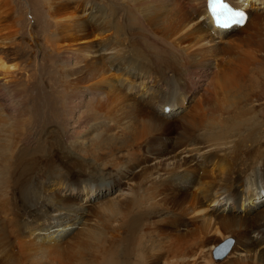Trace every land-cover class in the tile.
I'll return each mask as SVG.
<instances>
[{
  "label": "rangeland",
  "instance_id": "1",
  "mask_svg": "<svg viewBox=\"0 0 264 264\" xmlns=\"http://www.w3.org/2000/svg\"><path fill=\"white\" fill-rule=\"evenodd\" d=\"M28 1L30 0L13 1L14 4L16 3V8L19 9V6H22L20 14L23 15L25 24H27L21 27L23 29L19 34L20 39L18 38L20 47L16 51L15 61L17 62L15 63L17 67L11 66L14 68L9 69L15 74H8L7 79L0 75V102L8 105L5 106L4 110L12 114L15 106H17V101L13 100L10 104L11 100H8V98H13L16 87L21 83L25 84L30 76L37 78L45 88L43 90L53 91L50 94L48 93L47 98L52 99L58 96L62 100L59 99V101L55 100L56 102H54L57 104L55 111H53L55 116L37 127V131L25 141L31 146L29 147L31 152L39 143L42 145L49 144L50 147L52 144H56L58 139L52 137V132H54V137L59 132H61L58 134L59 137L66 132L64 135L66 140L74 141V143L76 140L79 141V137H87L88 142L86 141V143L89 145L86 144V148L88 151L91 150L90 155L86 154L87 156L84 155L85 157H83L80 152H84H78L76 149L74 153L76 156L74 157L76 160L80 158L84 162L94 158L95 160H93L97 161L96 164L99 163V166L104 167L106 165L109 167L107 170L116 176V181L110 184L94 181V183H89L84 188L83 182L77 181L74 176L78 171H74L73 174L75 167L76 170L81 171L84 168H80L79 163L71 166L66 158L64 159L55 154L50 157L48 162H43L44 165L39 163L40 166L17 162L18 164L15 165L16 176L11 180L13 183H11L12 189L8 190L3 197L0 193V223L2 227L0 229L2 240V242L0 241V264H39L37 263L38 259L43 256L40 254V248H36V245L32 246L28 239L36 242L35 236L38 238L45 237L43 245H50V243L56 241L53 236L57 232L61 233L62 229H66L68 226L67 223H63L58 230L56 228L50 229L46 225L39 227L40 224L33 227L35 224L34 216L29 219H25L27 216L25 218L22 216L21 219L18 214L20 209L17 207L20 206L18 205L20 201L19 194L23 192V189L27 191L29 187L42 190L43 194L50 195L56 203H60L63 207L71 205L72 208L78 207L81 206L79 204L82 202V204H86V206L80 207L83 210L84 222L88 221L86 222L87 225L89 222L92 225L96 222V225H100V231L104 229L103 235L100 234L95 237V240H92L93 243L91 242L95 251L98 243L99 246L104 243V235L110 227L117 226L127 219V238L120 242V245L123 244L130 259L138 260V263L141 261V264H158L160 262H166V264H264V257L261 258L259 255L264 250V233L259 230L264 223V73L258 74L257 69L251 67L249 73L244 77L232 78L228 75V65L231 62L227 63L226 57L221 56V58H216L217 60L214 61L218 64L216 67L213 65L214 68H211V75L202 74L199 78L194 75V79H199V82H195V79L194 84H181L180 90L177 91L179 93L178 97L181 99L177 98L178 101L176 102L179 105L183 102L181 107L169 102L163 105L162 108L160 107V98H158V101L156 99L148 101L147 98L141 100L144 96L141 94L143 91L140 92L138 89L136 91H124L123 106H113V110L119 106V111L117 112V109H115L114 114H108L109 112H102L103 109L101 111L99 109V104H107V100L103 98L96 100L91 97L94 94L92 91L98 89L96 86L102 84L100 79L103 74L101 72H95V74L90 69V63L81 58V63L77 64L79 67L76 66V69H73L74 74L71 73L72 77L66 79V75H63L64 72L57 67L58 59L51 45V31L45 26L43 19L46 2L45 0H37L33 4ZM99 2H101L100 4L104 9L110 11L111 0H99ZM248 7H250V4ZM261 16L264 26V8ZM235 27L229 29L233 31L234 37L244 34L240 30L241 28ZM225 34L221 33V35ZM32 38H35L33 39L35 41H32ZM18 72L19 74L16 76ZM167 72L165 73L171 77L172 73ZM256 76L258 77L255 79ZM65 80H69V83ZM53 82L57 84L55 89H51ZM151 84H155V82ZM43 90L39 94L36 90V92L32 91V94L37 95L33 97V100L29 99L32 112H38L39 115H42L46 110V99L45 94L42 93ZM64 96H66V99H68L67 96L70 99H75L74 103H78L77 101L84 96L83 101L77 105L72 115V119H75L74 123L68 117L67 111L63 110ZM253 98H258L259 105H255L253 111H247L243 116L237 115L236 117L239 118L236 123H234V120L233 122L230 120V117L236 118L233 117L232 113L230 115L225 111L226 114L221 116L222 118L215 115V113L219 115L220 108L223 110L234 109L236 104L244 108L245 100L250 99L253 101ZM237 101L242 103H237ZM247 106L251 105L247 104ZM174 107L176 109L179 107L177 109L179 111L175 112ZM161 110L163 113H161ZM202 112L203 114L197 117L205 118L203 120L208 125L216 119H226L222 122L230 125L231 129L225 135V141L222 142L227 146L225 150L214 147L206 152L205 148L202 147L204 146L202 143L203 131L188 130V127L184 125L183 121L186 118ZM149 117L154 120H150ZM104 120L110 123V125L103 124V126H106V130L102 125L98 126L99 129L94 128ZM143 121L147 126L145 134L140 139L132 138L131 131L135 126H140ZM102 133L109 139L106 138L97 143L95 139ZM97 146L100 147L102 155L93 153V156L91 152L92 150L95 151L94 148ZM182 149L186 152L183 158L188 160L187 174L189 175L187 177L181 175L182 169L180 167H174L173 164H169L171 161H168L169 156L172 157L175 154L180 156V150ZM95 156H100L102 159L99 158V161L98 157L95 158ZM152 156L157 158L155 165H151L150 159H152ZM154 162L155 160L152 161V163ZM101 163L102 165H100ZM155 166L158 168L156 169ZM85 169L87 168L85 167ZM155 171H159V174ZM160 174H164V176L162 175L159 178ZM72 177L76 180L72 181ZM80 177L83 176L80 175ZM243 179H245V182L242 185L243 187L240 188L241 191L239 188V190L232 189L234 191L230 189L240 184ZM36 184L41 188L39 189ZM66 185L76 188L74 190L71 189L72 187L68 189V187H65ZM112 185L116 187V192L112 191L111 194H108L107 192H109ZM91 187L92 189H90ZM255 192H258L257 195H254ZM131 195H139L144 198L143 206L147 205L153 210L149 211L148 214L147 212L146 214H139L138 211H134L132 205L126 202ZM106 196L113 198L106 200ZM205 196L213 198L209 200L212 202L207 201V203L209 202L207 206L209 205L212 211L200 215L196 212L201 203H206L207 197ZM104 200L109 201L112 209L101 208V202ZM105 203L102 207L105 206ZM224 207H226V210ZM62 211V213L56 212L53 215L59 216V213H61V215L68 216L67 211L69 210ZM132 218L135 219H133L131 227L130 220ZM78 220H81V218H79V214H76L74 222L77 223ZM135 220L137 223L134 225ZM71 227L73 228L71 225L68 231L72 229ZM21 242H26V244L21 246L19 244ZM94 244L96 245L94 246ZM220 244H229L230 252L227 256L216 258L213 251ZM61 247L57 245L47 248L46 252H49V254L46 260H48V263L53 257L58 263L65 261L63 259L66 252ZM57 249H60L58 253L56 252ZM94 250H89L90 253H84V256H86L78 260L75 259L73 264H95ZM143 254L150 257L148 263L143 262ZM260 258L263 261L259 262Z\"/></svg>",
  "mask_w": 264,
  "mask_h": 264
},
{
  "label": "bare ground",
  "instance_id": "2",
  "mask_svg": "<svg viewBox=\"0 0 264 264\" xmlns=\"http://www.w3.org/2000/svg\"><path fill=\"white\" fill-rule=\"evenodd\" d=\"M13 1L14 0H0V75L5 77V79L8 78V74H15V72L9 69L14 68L11 66L17 67L15 63L17 61L15 60L16 51L18 50L17 48L20 47L19 34L23 29L21 27L27 24H25V18L23 15L20 14L22 6H19V9L16 8V3L14 4ZM36 1L37 0H30L28 2H32L34 4ZM111 1L110 11H107V9H104L102 4H100L101 2H99V0H45L46 5L44 6L46 9L44 10L43 16L45 26H47L48 30L51 31V45L58 59L57 67L60 71L64 72L63 75H66V79L72 77L71 75L74 74L73 69H76L77 64L81 63V58L86 59V61L90 63V69H92L94 73L101 72L103 74L100 79L101 81L99 80L102 84H100V86L98 84V86H96L98 89L93 90L92 93L94 94L91 95V97L96 100H99L100 98L107 100V104H99L100 111L103 109L102 112L106 111L109 112L108 114H114L115 109H117L118 112L119 106L114 108V110L113 106H123L125 97L124 91H136L138 89L140 92L143 91L141 94L144 96L141 100H145L147 98L148 101L154 99L158 101V98H160V107L162 108L163 105L168 104L169 102H173L174 105L181 107L183 102L181 105L176 103L178 101L177 98H180L178 97L179 93L177 91L180 90L179 88L181 87V84L185 83L191 85L196 81L199 82V79H194V75L198 78L202 74L211 75V68L213 65L216 67L218 64V62L214 63V61L217 60L216 58H221V56L226 57L227 63L231 62V64L228 65V75L232 78L244 77L247 73H249L251 67L256 68L258 74L264 73V26L263 18L261 16L264 8V0H229L234 6H240L247 11V17L244 23H233L230 27H224L214 22L213 17L207 8V0ZM249 4L250 7H248ZM235 26L241 28L240 30H242L244 34L234 37L233 31L229 29H232V27L234 28ZM221 33L227 34L221 35ZM35 38H32V41H35L33 40ZM167 71L172 73L171 77L165 73ZM17 74H19V72L16 73V76ZM258 76H256L255 79ZM65 81L69 83V80ZM157 81L162 82L158 83ZM154 82L155 84H151ZM56 85V82H53L51 84V89H55ZM43 89L45 88L41 85L40 81L37 80V78L30 76L25 84L21 83L18 87H16L15 91L13 90V98H8V100H11L10 104L13 100L17 101V106H15L12 114L4 110L5 106L8 105H5L4 102H0V193H2V197L7 194L8 190L12 189L11 185L13 183L11 180H13L12 178L16 176V164L21 162L22 164L27 165H39V163L44 165L43 162H48L50 157L52 155L54 156V154L57 156L59 155V157L61 156L64 159L66 158L71 166L79 163L80 168H84L82 171L78 169L76 170V167L73 170V174L74 171H78V173L76 172L74 176L77 178V181L83 182L84 188H86V185L89 183H94V181L106 184H110L111 182L114 183L116 181V176L109 173L107 170L109 167L106 165H104V167L99 166V163L96 164L97 161H94V158H90L88 161L84 162V160H80V158H78L79 160H76L74 157L76 156L74 154L76 149L78 152L83 151L85 153L80 152L83 157H85L84 155H88L90 153L91 150L88 151L86 148V144H88L86 143L87 137H79V141L77 142L76 140L74 143V141L70 142L66 140V137L64 136L66 132L62 133L60 135L61 137L58 136L61 132H57L58 134L55 135V137L54 132H52V137L58 139L56 144H52L50 147L49 144L42 145L40 143L37 144L36 142L37 146L31 152L29 148L31 146L25 141H27V139H29L31 135L37 131V127H40V125L45 123L46 120L49 121V119H52L55 116L53 111H55V106H57V104L54 102H56L55 100L59 101V99H61L58 96L52 99L47 98L48 93L50 94L53 91H46ZM35 90L37 91V94H39L42 90V93L45 94L46 110L44 109L45 111L42 115H39L38 112H32V108L29 104V99L33 100V97L37 95L32 94V91L34 92ZM100 90L101 92H99ZM68 96V99L64 96V101L62 103L64 106L63 110H66L68 117L72 119V115L74 114L77 105L83 101L82 98L84 96L77 101L78 103H74L75 99H70ZM257 99L258 98H253V101L246 99V104H244L245 107L243 106L244 108H241V106H238L237 104L234 109L223 110L220 108L219 115L216 113L215 115L221 117L223 115L225 116L226 113H230V115L232 113L233 117H236L237 115L243 116L247 113V111H253L255 105H259ZM237 103L242 102L237 101ZM247 104L251 106L246 107ZM179 107L177 109H179ZM177 109L175 108V112L179 111ZM161 113H163L162 110ZM201 114H203V112L200 114H193L190 118H186L183 121L184 125L188 127V130L193 129L203 131L202 143L204 146H201L205 148L206 152H209V150L214 147L219 150H225L227 146L222 142L225 141L224 137L231 129L230 125L226 122H222L226 119H216L208 125V123L203 120L205 118L201 119L197 117ZM144 115L148 116L146 113H144ZM238 118L230 117V120L232 122L234 120V123H236ZM149 119L154 120L151 117H149ZM72 121V123H74L75 119H72ZM105 123L110 125L107 120H104L97 124L94 128H98V126L101 125L103 126ZM144 123L145 122L143 121L140 126L138 125L133 128L131 131L132 138L140 139L141 136L145 134L147 126ZM239 124L238 126L242 125ZM103 127L104 129L106 128L105 125ZM241 127L239 128L242 130L243 127ZM106 138L108 137H105V134L102 133L97 136L95 140L99 143ZM109 145L110 147L112 146L111 143ZM94 149L95 151L92 150V154L96 153V155H102L100 153V147L97 146ZM180 152V156L177 154L172 157L169 156L168 161H171L169 164H173L174 167H180V169H182L181 175L187 177V175H189L187 174L188 160L183 158L184 153L186 152L183 151V149L180 150ZM202 152L204 151L202 150ZM97 157L98 159L101 158L100 156ZM97 157L95 156V158ZM153 160H155L154 163H152ZM150 161L151 165H155V163H157L156 156H152ZM100 165H102V163ZM85 167L87 169H85ZM155 168L157 169L158 167L155 166ZM155 172L159 174V171ZM80 175L83 177H80ZM162 175L164 176V174H160L159 178H161ZM150 179H152V177H150ZM245 179H243L240 184L237 186L235 185L230 189L232 190L236 188L237 190L238 188H242ZM75 180L76 179L72 177V181ZM65 187L70 189L72 186L70 187L66 185ZM75 188L76 187H72L71 189L74 190ZM90 189H92V187ZM225 189H227V187H225ZM22 191V194H19L20 201L18 205L20 206H17L20 209L19 212H22V215L18 213L20 218L22 216L23 218L27 216L25 219H29L32 218L31 216H34L33 220L35 221V224L33 227L40 224L39 227L41 225H46L50 229L56 228L58 230L59 226L63 223L68 224L66 229H62L61 233L57 232V234L53 236L56 240L52 242L53 245H51L52 243H50V245H43L45 237L38 238L35 236L34 239L37 240L36 242L28 239V242L32 246L36 245V248H40V254L43 255L41 259H38L37 263L73 264L75 259H81L86 256H84V253L89 252V250H94L92 248V240H95V237H98L100 234L103 235L102 232L104 229L101 228L102 231H100V225H96V222L94 225L90 222L87 225L86 222L88 221L84 222L85 219H83L84 215H82L83 210H81V208L84 205L86 206V204H82V202L79 204L81 206L78 207L72 208V205L63 207L60 203H56L50 195L48 196L47 194H43L42 190H36V188L33 189L32 187H29L27 191L26 189H23ZM112 191L116 192V187H114V185L110 187V190L107 193L111 194ZM257 193L258 192H255L254 195H257ZM107 197L108 196H106V200H111L113 198ZM205 197H207L206 203H201V206H199L198 209L196 208V213H200V215L212 211L210 210L211 208H209V205L207 206L209 202H212L209 201L212 197ZM143 199L144 198L139 195H131L129 199L127 198L126 202L129 205L131 204L133 210L138 211L139 214H146V212L148 214V212L153 210V208H150L147 205L143 206ZM106 200L101 202L102 205L106 202L104 207H102L101 203H99L101 208L112 209V205ZM207 201L209 202L207 203ZM224 209L226 210V207H224ZM62 210H69L67 211L68 216L61 215L63 212ZM56 212L61 213H59V216L53 215ZM76 214H79V218H81V220H78L77 223L74 222ZM255 217L257 216L255 215ZM133 219L135 218L130 220L131 227ZM136 223L137 222L135 220L134 225ZM71 225L73 228L71 227L72 229L68 231ZM0 229H2L1 223ZM126 229L128 230L127 219L117 226L110 227L104 235V243L100 246L99 243H96L98 247L95 248L96 251H93L95 264H141V261L138 263V260L130 259L126 254L123 244L120 245V242L127 238ZM259 230L264 233V223L260 226ZM49 234L51 233L49 232ZM50 236H52V234ZM0 241L2 242L1 238ZM19 244L22 246L23 244L25 245L26 242H21ZM96 244H94V246ZM57 245L62 246L61 248L66 245L63 248V251L66 252V256L63 259L65 261L58 263L53 257L48 263V260H46V257L49 254V252H46L47 248ZM60 249H57L56 252L58 253ZM229 252L230 250H228L226 256ZM259 255L261 258L264 257V250H262ZM142 258L145 263L150 261V257L147 254H143ZM261 258L259 259V262L263 261ZM158 264H166V262H160Z\"/></svg>",
  "mask_w": 264,
  "mask_h": 264
},
{
  "label": "snow or ice",
  "instance_id": "3",
  "mask_svg": "<svg viewBox=\"0 0 264 264\" xmlns=\"http://www.w3.org/2000/svg\"><path fill=\"white\" fill-rule=\"evenodd\" d=\"M209 5L218 25L227 27L229 23H243L246 18L245 11L231 6L228 0H209Z\"/></svg>",
  "mask_w": 264,
  "mask_h": 264
},
{
  "label": "water",
  "instance_id": "4",
  "mask_svg": "<svg viewBox=\"0 0 264 264\" xmlns=\"http://www.w3.org/2000/svg\"><path fill=\"white\" fill-rule=\"evenodd\" d=\"M211 15H212L213 19L216 20V18L213 16L212 12H211ZM229 247H230L229 244H225V245L224 244H220V245H218L213 251L214 257H216V258L223 257L228 252Z\"/></svg>",
  "mask_w": 264,
  "mask_h": 264
}]
</instances>
